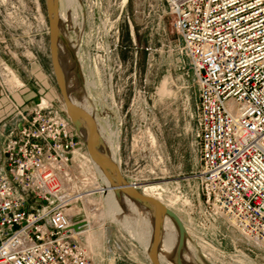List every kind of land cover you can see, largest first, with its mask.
Here are the masks:
<instances>
[{
    "label": "rangeland",
    "instance_id": "374dc122",
    "mask_svg": "<svg viewBox=\"0 0 264 264\" xmlns=\"http://www.w3.org/2000/svg\"><path fill=\"white\" fill-rule=\"evenodd\" d=\"M60 8L62 60L71 91L94 106L103 146L116 157L126 181L184 221L185 252H195V264H264V245H255L222 219L208 227L200 208L192 212L199 201L193 178L200 167L199 94L164 0H61ZM2 77L17 98L33 95L30 109L49 105L70 120L52 67L45 0H0ZM78 135V153L85 159L75 157L71 193L78 200L70 214L73 221H88L81 240L91 261L152 264L135 236L109 217L105 193L87 196L102 182Z\"/></svg>",
    "mask_w": 264,
    "mask_h": 264
},
{
    "label": "built area",
    "instance_id": "2783aa9c",
    "mask_svg": "<svg viewBox=\"0 0 264 264\" xmlns=\"http://www.w3.org/2000/svg\"><path fill=\"white\" fill-rule=\"evenodd\" d=\"M164 2L199 94L192 212L264 245V0ZM6 120L0 264H93L81 240L88 224L70 214L75 157L85 159L73 124L42 104H13Z\"/></svg>",
    "mask_w": 264,
    "mask_h": 264
},
{
    "label": "water",
    "instance_id": "95a60500",
    "mask_svg": "<svg viewBox=\"0 0 264 264\" xmlns=\"http://www.w3.org/2000/svg\"><path fill=\"white\" fill-rule=\"evenodd\" d=\"M49 20V37L52 67L55 74L58 88L63 97L66 112L69 116L76 131L85 126L88 136L85 141L86 149L92 160L104 171L113 186L117 189L118 196H125L143 205L154 212V237L151 246L150 259L152 264L159 263V247L162 234V226L165 217H170L179 230V250L185 246L188 237L187 230L180 217L172 210L167 208L161 201L146 196L143 191L138 190V186L125 180L122 172L116 162L108 155L102 152L103 139L99 133L95 119L83 108L76 105L70 98L67 82L66 71L61 62V52L59 43L62 40L59 27V0H45ZM77 229V226L75 227ZM177 262L182 264L180 257Z\"/></svg>",
    "mask_w": 264,
    "mask_h": 264
},
{
    "label": "bare ground",
    "instance_id": "6f19581e",
    "mask_svg": "<svg viewBox=\"0 0 264 264\" xmlns=\"http://www.w3.org/2000/svg\"><path fill=\"white\" fill-rule=\"evenodd\" d=\"M60 2L61 0H59V3ZM60 9L61 8L59 6V20H60L59 27H60V34L62 36V32H63L62 25L64 23L65 17L63 18L62 11ZM59 47H60V52H61V62H62V65L64 66V62L62 60V53L65 51L66 48L64 47L62 40H60ZM64 70H65V67H64ZM66 82H67V88H68L70 98L76 105L86 110L95 119L97 126H98L99 133L102 139L104 140V142H106V138L104 137L103 131H102L103 127L101 128L102 124H99V121L95 116L96 113L94 114L93 112L94 106L92 107L91 105H88L84 100L77 99L74 96V94L71 91L72 81L68 79L67 74H66ZM79 134L82 136L83 139L87 138L88 132L85 126L80 129ZM101 149H102V152H104L105 154H108L107 153L108 151L106 152L105 147L103 145ZM108 155L113 159L114 162L117 163V165L120 168V164L117 161L116 157L112 153L111 155L110 153ZM89 158H90V161L95 166L97 172L100 174L102 185H101V188H100V185L96 187L94 186L89 191V194L87 196L93 195L96 192L105 193V195L103 196V201L107 208L109 217L117 221L124 228H126L127 231L133 234L135 238L137 239V241H139L140 244L143 246L145 253L150 258L151 246H152L153 237H154V212L151 209L136 203L130 198H127L125 196H118L117 189L113 186L112 182L109 180V178L104 173V171L92 160L90 155H89ZM99 188L100 190L98 191ZM161 195H162L161 193L157 194V196H161ZM182 222L184 223V221ZM86 223L88 224V221ZM184 226L186 230H188L185 223H184ZM88 228L90 227L88 226ZM186 249H188L187 239L185 242V246L181 250V253H180L179 230L175 222L170 217H165L163 226H162V234H161V241H160V247H159V263L160 264H179L177 260L180 257L182 264H195L196 263V262L194 263V257H195L194 253L195 252L190 251V253H187L185 252Z\"/></svg>",
    "mask_w": 264,
    "mask_h": 264
},
{
    "label": "crops",
    "instance_id": "0c3cea01",
    "mask_svg": "<svg viewBox=\"0 0 264 264\" xmlns=\"http://www.w3.org/2000/svg\"><path fill=\"white\" fill-rule=\"evenodd\" d=\"M2 80L0 79V147L4 142L3 131L6 129V126L9 123V120H6V117L9 112L12 111L13 104H16L17 106L23 109H30L29 107L32 104V106L35 105V102H33V95L31 96L29 94V96L22 97V94H19L18 97L22 101L20 102L19 98H17L14 93L8 89V87L4 86ZM16 90L18 91L19 89Z\"/></svg>",
    "mask_w": 264,
    "mask_h": 264
}]
</instances>
